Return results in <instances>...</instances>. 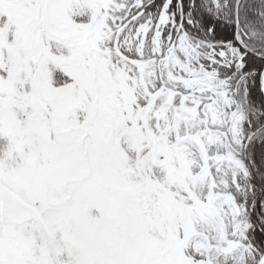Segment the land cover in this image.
<instances>
[{
    "label": "snow or ice",
    "instance_id": "snow-or-ice-1",
    "mask_svg": "<svg viewBox=\"0 0 264 264\" xmlns=\"http://www.w3.org/2000/svg\"><path fill=\"white\" fill-rule=\"evenodd\" d=\"M0 264H264V0H0Z\"/></svg>",
    "mask_w": 264,
    "mask_h": 264
}]
</instances>
